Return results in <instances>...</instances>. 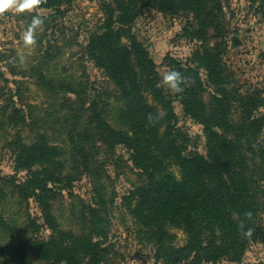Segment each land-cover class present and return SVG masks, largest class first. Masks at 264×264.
I'll return each mask as SVG.
<instances>
[{"label":"rangeland","instance_id":"374dc122","mask_svg":"<svg viewBox=\"0 0 264 264\" xmlns=\"http://www.w3.org/2000/svg\"><path fill=\"white\" fill-rule=\"evenodd\" d=\"M59 1L56 8L47 9L43 4L34 13L6 12L0 16V178L14 179L18 184L28 178L30 171L38 170L32 167L17 172L15 155L22 146L45 139L47 145L61 152L63 175L71 179L69 186L66 181L59 186L52 203L58 228L71 234L67 242L87 236L91 227L87 223L91 217L89 209L97 207L108 225L105 239H100L105 250L99 264H162L155 262L152 241L147 240L142 226L132 218L133 202L129 205L124 201L144 184L140 170L131 163L123 146L109 149L93 130L95 107L99 118L111 128L128 131L120 118L124 105L117 88L85 51L90 39L100 33L105 16L102 5L110 0ZM153 1H145L141 16L130 26V35L145 48L161 86L171 62L188 64L203 46H213L215 34L209 28L204 32L205 39L199 38L191 13H161ZM218 2L220 34L225 43L221 60L229 87L243 95L255 92L264 99V0ZM37 14L45 22L37 30L36 46L25 47L22 33ZM117 28L112 25L111 30L115 32ZM121 40L128 45L127 39ZM18 54L26 62L10 63ZM212 93L209 88L204 92L205 103ZM172 106L176 127L190 140V148L194 143L193 151L205 155L201 126L182 114L177 101ZM254 115L263 118L261 141L264 101ZM240 118L235 106L230 119L237 125ZM245 156L253 173L261 208L259 220L264 229V174L253 170L261 160L256 155ZM170 171L178 178L177 167ZM0 220L1 264H7L4 260L14 255L24 256L30 264H57L56 256L44 257L40 251L39 243L46 240L48 232L42 226L36 204L31 199H19L7 185H2L0 191ZM169 233L171 245L184 244L181 230L170 229ZM217 264H264V243L251 244L239 263Z\"/></svg>","mask_w":264,"mask_h":264},{"label":"trees","instance_id":"16d2710c","mask_svg":"<svg viewBox=\"0 0 264 264\" xmlns=\"http://www.w3.org/2000/svg\"><path fill=\"white\" fill-rule=\"evenodd\" d=\"M145 1L110 0L102 5L105 16L100 33L90 39L85 51L117 88L124 105L120 118L128 131L111 128L99 118L95 107L93 130L109 149L123 146L131 163L141 172L144 184L131 191L124 201L129 205L133 202L132 218L142 226L147 240L152 241L156 263H239L251 244L264 243V229L259 220L261 208L245 156L246 153L260 157L261 162L253 170L264 174V139L259 141L263 118L254 115L264 99L255 92L243 95L229 87L221 60L225 43L220 34L218 0L153 1L161 13H191L199 38L205 39L204 32L209 28L215 34L213 46H203L188 64L171 62L168 66V70H178L191 78L184 92L171 93L165 85L160 86L154 63L130 35V26L141 16ZM58 2L47 0L46 8H56ZM112 25L118 26L115 32ZM122 38L127 39L129 46L122 44ZM208 88L213 93L205 103L202 96ZM174 100L185 117L201 126L205 155L193 151L194 143L190 148V140L176 127ZM235 106L241 117L237 125L230 119ZM161 109L166 113L164 118L154 126L149 125L148 114L155 115ZM60 157L61 152L47 145L43 138L22 146L15 155V170L29 171L32 167L38 170L30 171L28 178L18 184L14 179L0 178V191L2 185L10 186L19 199H31L36 204L42 226L48 232L46 240L39 243L44 257L56 256L57 264H99L105 250L100 239H105L108 225L99 216L97 207L89 209V233L74 243L67 242L71 234L61 231L53 217L52 203L59 186L65 181L68 186L71 183L63 175ZM172 167H177L178 178L170 171ZM249 210L252 219H245V227L241 229L239 221ZM248 228L253 229L251 236L244 235ZM170 229L182 231L185 238L182 246L171 245ZM14 256L4 261L30 264L24 256Z\"/></svg>","mask_w":264,"mask_h":264},{"label":"clouds","instance_id":"9594fccd","mask_svg":"<svg viewBox=\"0 0 264 264\" xmlns=\"http://www.w3.org/2000/svg\"><path fill=\"white\" fill-rule=\"evenodd\" d=\"M47 0H0V16H3L6 12L16 13H34L41 5L46 4ZM45 22V18L42 15H33L30 24L22 33V39L25 47H35L37 44V30L42 28ZM18 62L22 65L26 62V58L22 54H18L17 57L12 58L9 62ZM163 84L171 93H182L185 91V86L189 85L191 78L184 76L180 71L170 69L166 71L162 76ZM166 113L163 109L159 110L155 115L149 113L147 116L148 124L154 126L160 120L164 118ZM244 219L239 221L241 229L245 227V219L251 220L253 213L249 210L244 212ZM253 232L252 228H248L245 232V236H251Z\"/></svg>","mask_w":264,"mask_h":264}]
</instances>
